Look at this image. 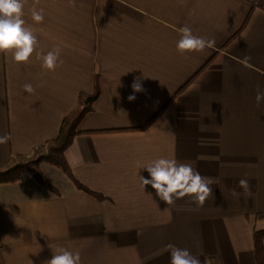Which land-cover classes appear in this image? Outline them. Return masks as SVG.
<instances>
[{"label": "crops", "instance_id": "crops-1", "mask_svg": "<svg viewBox=\"0 0 264 264\" xmlns=\"http://www.w3.org/2000/svg\"><path fill=\"white\" fill-rule=\"evenodd\" d=\"M23 2L36 51L59 46L63 63L48 71L36 53L26 64L0 53V136L10 137L0 144V167L56 139L99 76L100 97L79 127L96 133L78 135L66 160L80 183L106 199L79 191L47 164L41 169L58 195L31 180L0 185L1 263L46 264L66 249L78 251L81 264H170L166 246L173 244L201 264H258L264 100L257 103L256 95L264 92V0ZM253 4L249 25L227 45ZM33 7L44 9L42 23L32 20ZM185 25L214 47L180 54L178 29ZM137 78L143 90L133 92ZM168 102L150 127L135 130ZM160 157L190 163L213 180L202 206L191 196L167 205L151 185L141 186L139 175L150 178L144 167ZM240 179H248L249 191Z\"/></svg>", "mask_w": 264, "mask_h": 264}, {"label": "clouds", "instance_id": "clouds-1", "mask_svg": "<svg viewBox=\"0 0 264 264\" xmlns=\"http://www.w3.org/2000/svg\"><path fill=\"white\" fill-rule=\"evenodd\" d=\"M72 0H70V3ZM23 0H0V53L11 52L16 63H28L33 53L42 60V68L55 71L63 61L60 59V47L57 46L46 54L37 52L39 42L34 30L26 26ZM31 18L35 23H42L45 18L44 9L31 10ZM179 40L176 43L180 54L203 51L205 48L214 47L215 41L195 35L193 30L185 25L178 29ZM247 59L250 58H246ZM245 61V62H246ZM133 92L142 91L139 78L133 81ZM24 91L31 94L35 89L31 84L24 85ZM135 99L134 95L128 97L129 101ZM264 100V92L258 91L257 103ZM9 136H0V144H6ZM144 169L150 178L139 175L141 186L145 188L151 185L156 196L167 205H172L175 200L185 196H191L199 204L203 205L212 195L211 184L213 180L202 176L190 163H181L174 158L160 157L152 160ZM239 186L245 191L250 190L248 179H240ZM170 252V264H201L200 259L190 253L188 249L178 248L173 244L166 246ZM46 264H81L80 253L66 249H59L57 254L46 261Z\"/></svg>", "mask_w": 264, "mask_h": 264}, {"label": "trees", "instance_id": "trees-1", "mask_svg": "<svg viewBox=\"0 0 264 264\" xmlns=\"http://www.w3.org/2000/svg\"><path fill=\"white\" fill-rule=\"evenodd\" d=\"M254 8L255 5L253 4L252 10L246 18L243 26L239 32L229 40L227 45L240 35L249 25ZM214 58H212L209 63H211ZM209 63L206 64L185 86H183L176 96L179 93L184 92L192 83H194L201 73L206 70ZM100 94V79L99 76H96L94 93L92 95L86 93H82L80 95L73 110L64 118L60 133L56 139L50 140L44 145L36 148L29 156H14L6 166L0 167V185H13L23 180H31L39 184L47 191L58 195V190L52 185L41 169L43 164H48L61 170L65 176H67L75 184L79 191L87 193L99 201L105 200L106 197L104 195L91 191L74 177V174L66 160V151L72 146L74 139L78 135L96 133L82 132L79 130V127L82 120L94 110V105L99 99ZM171 101L172 100H170V102ZM168 105L169 102L152 119H150L144 127L135 130H143L150 127L161 116ZM262 218H264V215H262ZM263 244L264 230H258L255 233V246L258 264H264ZM209 264H219V262L216 259H211Z\"/></svg>", "mask_w": 264, "mask_h": 264}, {"label": "rangeland", "instance_id": "rangeland-1", "mask_svg": "<svg viewBox=\"0 0 264 264\" xmlns=\"http://www.w3.org/2000/svg\"><path fill=\"white\" fill-rule=\"evenodd\" d=\"M48 165V164H47ZM48 166H51V165H48ZM52 168H55V167H53V166H51Z\"/></svg>", "mask_w": 264, "mask_h": 264}, {"label": "built area", "instance_id": "built-area-1", "mask_svg": "<svg viewBox=\"0 0 264 264\" xmlns=\"http://www.w3.org/2000/svg\"><path fill=\"white\" fill-rule=\"evenodd\" d=\"M0 264H2L1 261H0Z\"/></svg>", "mask_w": 264, "mask_h": 264}]
</instances>
